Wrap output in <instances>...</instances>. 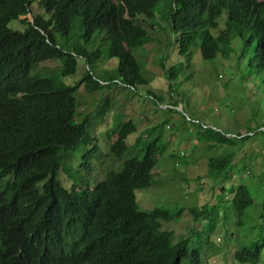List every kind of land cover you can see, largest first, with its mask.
I'll use <instances>...</instances> for the list:
<instances>
[{"label":"trees","instance_id":"obj_1","mask_svg":"<svg viewBox=\"0 0 264 264\" xmlns=\"http://www.w3.org/2000/svg\"><path fill=\"white\" fill-rule=\"evenodd\" d=\"M36 1L41 12L34 14ZM157 24L173 35L160 60L170 91L179 90L183 74L190 75L187 62L168 67L174 52L186 58L197 50L211 63L238 53L243 77L264 75V0H0V264L201 262L185 236L178 239L175 229L165 227L185 210L145 211L138 205L136 191L155 185L159 149L157 139L147 140L141 156L123 161L129 137L137 132L133 120L115 130L110 146L122 160L119 170L109 171L94 188L63 186L58 174L65 158L87 134V122H73L77 90L85 85L92 92L103 85L90 70L67 87L31 75L46 61H60L63 77L77 73L80 59L96 64L104 52L86 46L99 36L108 45L107 57L118 63V75L109 82L133 89L148 85L134 52L148 44L149 28ZM97 153L94 146L84 155L79 177L95 170ZM229 160L213 162L212 170L227 163L225 170L233 157ZM250 194L242 186L234 197L241 216L254 203ZM192 212L199 221L206 209ZM261 252L257 244L241 248L235 258L258 264Z\"/></svg>","mask_w":264,"mask_h":264},{"label":"rangeland","instance_id":"obj_2","mask_svg":"<svg viewBox=\"0 0 264 264\" xmlns=\"http://www.w3.org/2000/svg\"><path fill=\"white\" fill-rule=\"evenodd\" d=\"M32 12H41L37 1ZM33 13L29 20H33ZM14 24L9 22L12 28ZM149 33L148 44L134 52L148 85L133 89L116 80L94 92L87 91L85 85L77 90L73 122H87V134L79 148L68 153L58 177L64 187L76 184L81 191L94 188L109 171L119 170L122 160L112 155L110 146L116 139L115 130L133 120L137 132L129 137L130 147L123 161L141 156L144 141L157 139L159 149L155 185L136 191L138 205L145 211L185 210L183 216L165 222V227L175 229L178 239L185 236L200 252L198 264H242L235 258L237 252L257 244H262L258 264H264V75L243 77L238 53L211 63L197 50L186 58L174 52L168 57V67L187 62L190 75L185 79L183 74L179 90L170 91L160 60L166 56L173 35L161 24L149 28ZM86 47L89 52H104L90 68L80 59L77 73L63 77L60 61H46L34 66L31 75L67 87L79 83L90 70L104 84L116 75L118 63L107 57L108 45L101 41ZM234 48L239 51L237 42ZM224 137L227 142L220 141ZM94 146L98 147L92 164L95 170L79 177L83 157ZM230 156V166L224 170L225 163L220 169L223 175L216 174L217 169L211 174L213 162H231ZM242 186L249 189L254 200L243 216L234 203ZM192 208L206 209L205 216L196 221ZM183 264H190L187 258Z\"/></svg>","mask_w":264,"mask_h":264},{"label":"clouds","instance_id":"obj_3","mask_svg":"<svg viewBox=\"0 0 264 264\" xmlns=\"http://www.w3.org/2000/svg\"><path fill=\"white\" fill-rule=\"evenodd\" d=\"M29 14H30V13H29ZM29 14H28V15H29ZM30 21H32V20H30ZM95 39L101 41L99 36H96ZM95 39H94V40H95ZM86 63H87V62H86ZM87 67L90 68L89 65H87ZM117 67H118V66H117ZM117 67H116V75H115L114 77H111L110 79H107V80L104 82V84H102L101 81H99V79H97V80H98V81H99L104 87H109V86L113 83V81H116V80H113L112 83L109 82L112 78H116V77H117V75H118V73H117ZM94 77L97 78L95 75H94ZM144 78H145V77H144ZM117 81H119V80H117ZM119 83H120V81H119ZM120 84H122V83H120ZM130 88H131V87H130ZM99 90H100V89H99ZM96 91H97V90H96ZM92 92H94V91H92ZM148 95H149V94H148ZM151 95H152V92H151V94H150L149 96H151ZM164 107H165V106H164ZM167 107H169V106H167ZM170 107H171V105H170ZM170 107H169V108H170ZM174 107H177V105L174 106ZM165 108H166V107H165ZM177 108H179V107H177ZM183 155H185V154H183ZM178 166H180L179 163H178ZM217 173L223 175L222 173H224V170H221V171H220V170H217V171H216V174H217ZM211 174H213V170L211 171ZM216 174H214V175H216ZM238 190H239V189H238ZM238 190H237V191H238ZM236 193H237V192H236ZM193 209H196V208H192L191 211H192ZM184 212H185V211H184ZM192 214H193V212H192ZM193 215H194V214H193ZM182 216H183V215H182ZM194 219H195V216H194ZM171 222H172V221H171Z\"/></svg>","mask_w":264,"mask_h":264}]
</instances>
